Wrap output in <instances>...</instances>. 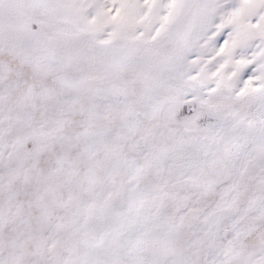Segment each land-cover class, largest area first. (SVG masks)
<instances>
[{"label":"snow or ice","instance_id":"snow-or-ice-1","mask_svg":"<svg viewBox=\"0 0 264 264\" xmlns=\"http://www.w3.org/2000/svg\"><path fill=\"white\" fill-rule=\"evenodd\" d=\"M0 264H264V0H0Z\"/></svg>","mask_w":264,"mask_h":264}]
</instances>
